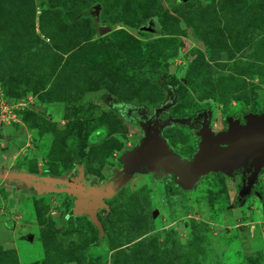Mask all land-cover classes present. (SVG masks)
Returning a JSON list of instances; mask_svg holds the SVG:
<instances>
[{"label":"rangeland","instance_id":"1","mask_svg":"<svg viewBox=\"0 0 264 264\" xmlns=\"http://www.w3.org/2000/svg\"><path fill=\"white\" fill-rule=\"evenodd\" d=\"M175 93L171 116L206 108L216 132L222 115L262 113L264 0H0L1 175L61 178L82 164L89 186L103 185L148 142L120 112L151 115ZM162 136L179 155L196 151L186 128ZM162 174H136L105 202L102 237L67 217L64 195L0 177V264H264V173L260 197L239 209L240 176H204L184 191Z\"/></svg>","mask_w":264,"mask_h":264},{"label":"trees","instance_id":"2","mask_svg":"<svg viewBox=\"0 0 264 264\" xmlns=\"http://www.w3.org/2000/svg\"><path fill=\"white\" fill-rule=\"evenodd\" d=\"M190 0L184 2L180 0L181 4H186ZM169 8H172V4H167ZM159 32V29H158ZM157 32V33H158ZM167 87V86H165ZM173 88L169 87V90L172 91ZM174 90V89H173ZM170 102L166 105L159 106L154 108L152 114H147V111L142 106H125L123 111L120 112V115L126 120L131 121L136 124L141 130L146 131L144 133L145 140H147V144L143 147L142 152H140L136 159H134L130 165L126 166L123 163L122 156L117 159V164L113 168L112 175L110 180H108L105 184L91 187L89 186L88 182L84 179V167L82 164H78L75 171L71 172L69 176L65 175V182L63 185H56L54 184V177L49 175H36L31 173H24L21 171L10 170L7 174L5 179L8 177L12 183L27 185L26 187L31 188V192L37 196H44L50 193L53 194H62L65 197L69 198L71 202V208L68 211L67 217H84L88 219L91 224L95 227H98V222H96V217L99 211L105 210L108 211L107 204L105 203L107 200L112 199L118 192L125 188L122 186L120 189H114L111 187L112 181H116L124 173L129 169L132 168L136 170L135 174H140L142 176L147 175L149 169H153L159 166L158 162V151H155V144L160 146L164 145L168 149H170L172 154L179 155L174 150V147L168 143V141L162 136V133L165 131H171L176 127H183L186 128L191 134L192 137L195 139L196 142V151L199 149V144L201 138L203 137L204 133L210 129L211 126V112L208 109L198 110L193 113V115H186L181 117H173L169 113H167V106H171L176 102V93L169 99ZM254 114L251 112H246L243 109H240L238 112L230 114V115H222L220 118L221 129L226 130L230 123L238 121L241 124H244L248 115ZM264 114V108L262 113L259 115ZM216 132V131H214ZM176 141H174V144ZM195 153L191 157L182 156L188 160H191ZM4 169V168H3ZM2 168H0V175H1ZM6 171V170H5ZM264 172V169L262 170ZM260 171V173L262 172ZM162 172V178H165L168 183L172 184L175 188L184 191H191L185 190L181 184V181L178 179L177 175L174 173H167ZM262 172V173H263ZM133 175V176H134ZM212 175H223V174H212ZM236 175L241 176L242 184L241 188L238 193L235 195L232 203V209H239L242 207L244 201L247 199V192L245 188V182L247 180L248 174H244L241 170L234 172L230 178H233ZM225 176V175H224ZM63 177V176H62ZM161 177L156 179H161ZM59 178V177H57ZM9 181V182H10ZM18 181V182H17ZM202 180L199 181V183ZM258 181V178H257ZM257 181L254 182L251 188V194L260 197L253 191V187L257 185ZM196 184L192 190H194L198 185ZM36 184V185H35ZM110 189V190H109ZM91 191L94 197L89 198L90 195H87V192ZM103 203L105 204V209H103ZM97 229H101L98 227Z\"/></svg>","mask_w":264,"mask_h":264},{"label":"water","instance_id":"3","mask_svg":"<svg viewBox=\"0 0 264 264\" xmlns=\"http://www.w3.org/2000/svg\"><path fill=\"white\" fill-rule=\"evenodd\" d=\"M99 11V6L93 10L95 21L99 20ZM110 31L108 26L98 28L100 35ZM163 147L166 153L158 152L159 170L176 174L185 190H192L204 176L219 173L231 177L234 172L241 170L248 174L245 188L250 195L259 172L264 169V114H250L244 124L235 121L230 123L226 130L214 132L208 129L191 160L172 154L170 149L164 145ZM135 172L136 170L129 168L117 179V189L125 186ZM0 177L5 178L6 175ZM65 178L66 176L55 178L54 184L63 185ZM99 235L103 236L102 230Z\"/></svg>","mask_w":264,"mask_h":264},{"label":"flooded vegetation","instance_id":"4","mask_svg":"<svg viewBox=\"0 0 264 264\" xmlns=\"http://www.w3.org/2000/svg\"><path fill=\"white\" fill-rule=\"evenodd\" d=\"M167 107H169V106H167ZM167 113H169V110H167ZM263 172V171H262ZM260 173V175L258 176V181H257V185H258V182H259V177L261 176V174H263V173ZM236 176H240V175H236ZM236 176H234L233 178H235ZM240 182H242V180H241V176H240ZM242 184V183H241ZM246 184H247V180H246V182H245V187H246ZM257 185H255V186H257ZM255 186L253 187V191H254V188H255ZM240 188H241V186H240ZM28 189H30V188H28ZM32 190V189H31Z\"/></svg>","mask_w":264,"mask_h":264},{"label":"built area","instance_id":"5","mask_svg":"<svg viewBox=\"0 0 264 264\" xmlns=\"http://www.w3.org/2000/svg\"><path fill=\"white\" fill-rule=\"evenodd\" d=\"M1 108H2V111H1V116H0V122H2L5 119V117L3 116V113L6 112V108L4 107H1Z\"/></svg>","mask_w":264,"mask_h":264}]
</instances>
